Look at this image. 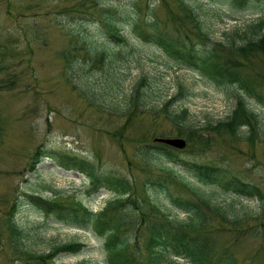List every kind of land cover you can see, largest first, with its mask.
<instances>
[{"label": "rangeland", "instance_id": "1", "mask_svg": "<svg viewBox=\"0 0 264 264\" xmlns=\"http://www.w3.org/2000/svg\"><path fill=\"white\" fill-rule=\"evenodd\" d=\"M141 1L103 0V3H109L110 9L117 16L123 7H130L133 3L140 5ZM164 1L168 12L173 8L182 15L174 0ZM187 4L199 14L202 26L216 40H238L235 34H243L248 26L264 18V10H259L264 5V0H247L243 5H239L241 2L234 5L229 0H187ZM79 7L80 0H0L1 39L14 50L12 55L15 58L11 62L18 75L13 90L0 95L5 129L0 144V216L20 191H32L49 199L56 192L58 196L79 201L93 211L101 210L113 197L111 193L105 190L88 193V183L81 174L61 169L54 161H43L37 167V173L31 174L28 172L29 157L35 147L45 144L56 150L86 157L102 170H117L128 176L130 165L123 152L124 149L132 160L133 148L128 139L148 136L150 138H146L147 141H151V138L162 132L169 135L170 130L163 118L153 120L147 114L148 116L138 115L132 119L122 132L125 134L123 138H117L121 140L120 145L109 135V132L120 130L126 121L125 116H120V110L126 109L124 93L142 77L147 84L142 91L147 103L152 102V106L159 107L163 101L177 97L171 111L178 113L187 108V121L194 127H201L210 120L216 122L224 119L238 98H243L242 93L231 85L216 86L207 83L195 73L172 64L166 54L139 41L128 29L124 30L127 36L125 45L106 43V37L100 30L98 15H77ZM157 12L161 17L165 14L163 10L158 9ZM62 28L77 36L80 33L85 35L90 40L91 48L94 46L118 55L121 52L117 64L123 66L120 70L126 77H123L120 91H112L110 81L107 82V89V79L99 74L84 79L82 74L86 70H93L89 64L84 65L82 61L67 64L61 58L62 50L78 56V51L75 53L68 46L71 36L65 37ZM110 47L116 51H111ZM252 68L255 72L264 73V61L254 60ZM68 77L72 79L71 82ZM85 82L94 87V99L82 94L81 86L85 87ZM179 86L186 87L192 93L181 95L183 91L179 93ZM245 100L260 115L264 130V109L246 98ZM168 138L174 137L169 135ZM193 152H197L192 157L196 161L213 163L264 189V144H250L226 137L203 151L193 149ZM131 172L137 181L144 179L142 173L145 172L136 164ZM173 172L219 202L232 201L216 185L207 186L197 182L183 170ZM149 197L173 218L185 219L184 214L170 207L160 195L153 193ZM232 202L236 209L250 212H256L260 206L255 200ZM17 213V222L35 234V248L39 251H47L52 243L78 241L86 245L81 253L60 256L55 264H79L82 261H86V264H106L101 242L91 233L59 225L51 218H46L36 207L25 203L20 204ZM261 216L252 225L261 227V221L264 226V213ZM210 224L206 230L215 235L219 248L234 247L236 264H246L256 255L264 257V229H261L258 236H249L237 243L235 239L247 235V230L229 231L215 219ZM8 256L7 248L2 249L0 264H17L7 259ZM171 261L185 264L181 259L172 258Z\"/></svg>", "mask_w": 264, "mask_h": 264}, {"label": "trees", "instance_id": "2", "mask_svg": "<svg viewBox=\"0 0 264 264\" xmlns=\"http://www.w3.org/2000/svg\"><path fill=\"white\" fill-rule=\"evenodd\" d=\"M143 1L140 5L133 3L130 7H123L116 16L110 9V4H104L103 0H80V7L76 12L82 17L88 15L86 13L90 16L98 15L100 30L106 37V43L125 45L127 36L124 30L128 29L141 42L155 45L172 61L199 72L208 82L216 86L236 87L243 98H238L224 119L216 122L210 120L201 127H194L187 121V108L178 113L171 111L177 97L163 101L159 107L152 106V102L147 103L142 92L147 84L142 77L124 93L126 109L120 110V116H125L126 121L120 130L109 135L120 145L121 140L118 139L123 138L122 132L132 119L148 114L153 120L163 118V122L169 124V135L184 138L189 149L178 151L165 145L150 144L148 136L129 138L128 141L132 144H138H131L132 160L123 149L127 164L130 165L128 176L117 171H104L83 157L39 144L29 157V173L35 174L37 166L45 158H49L58 166L74 169L85 175L89 192L105 189L113 197L101 211L93 212L79 201L62 198L56 192L52 194L53 199H46L32 191L15 195L8 209L0 216V251L7 248V259L13 263L54 264L58 256L77 254L85 248L83 243L69 241L52 243L47 251L37 250L35 234L16 220L21 203L40 209L46 217H51L54 222L63 226L90 231L101 240L107 264H176L171 261L174 257L182 259L185 264H236L234 247L219 248L215 235L206 230L211 221L215 219L229 231L247 230V235L235 239L237 243L246 237L258 236L261 229H264L261 221V227L252 225L264 213V189L238 175H232L224 168L195 162L191 157L196 154L193 149L203 151L226 137L250 144H264L260 115L245 100L246 98L264 109V73L255 72L252 68L254 60L264 61V18L248 26L243 34H235L238 40L232 38L222 41L210 38L209 32L199 20V14L185 0H174L182 15L172 9L168 12L164 0H158L159 3L152 0L151 3H155L153 6H150L151 3L142 6ZM159 6L167 11L162 19L156 11ZM62 30L65 37L71 36L68 46L75 53L78 51V56L62 50L61 58L67 64L77 61L89 64L93 70H86L82 74L84 79L99 74L107 79V89L110 86L112 91H120L123 77H126L120 70L123 66L117 64L121 52L118 55L94 46L91 48L90 40L80 31L77 36L68 33L65 28ZM110 48L111 51H116L115 48ZM13 52L9 43L1 39L0 33V95L13 90L18 80V75L12 68L11 60L15 58ZM68 78L71 82L72 79ZM81 88L85 97L91 96L94 99L92 92L95 90L92 85L85 82V87ZM182 91L181 95L192 93L186 87L179 86V93ZM4 134V120L0 109V144ZM158 135L169 136L163 132ZM158 160L162 161L158 163ZM167 163L180 166L203 184L218 186L232 201L255 200L260 206L256 212H250L236 209L232 201L219 202L213 196L179 179ZM134 164L146 173H142V181H137L132 175ZM153 193L185 214V219H175L161 209L150 199L149 195ZM246 264H264V257L256 255Z\"/></svg>", "mask_w": 264, "mask_h": 264}, {"label": "water", "instance_id": "3", "mask_svg": "<svg viewBox=\"0 0 264 264\" xmlns=\"http://www.w3.org/2000/svg\"><path fill=\"white\" fill-rule=\"evenodd\" d=\"M155 141L165 143L179 149L183 148L185 145V142L181 139H155Z\"/></svg>", "mask_w": 264, "mask_h": 264}]
</instances>
